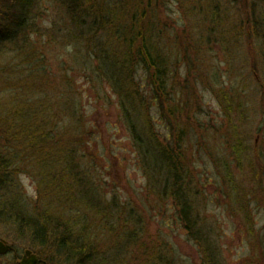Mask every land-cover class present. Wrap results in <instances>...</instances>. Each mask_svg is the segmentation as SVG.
I'll return each instance as SVG.
<instances>
[{
	"label": "rangeland",
	"instance_id": "374dc122",
	"mask_svg": "<svg viewBox=\"0 0 264 264\" xmlns=\"http://www.w3.org/2000/svg\"><path fill=\"white\" fill-rule=\"evenodd\" d=\"M140 1L159 26V43L172 57L171 84L177 83V101L185 103L181 112L172 109L162 119L158 104L145 95L147 73L139 68L133 85L145 97L140 120H151L163 143L170 134L179 145L177 153L201 192V243L198 228L187 230L172 200L158 198L149 185L114 83L90 81V65L98 63L72 1L37 0L36 28L15 42L5 35L0 99L13 92L26 93L29 100L45 94L56 105L74 95L86 130L77 154L91 159L92 175L89 171L84 185L99 188L117 214L107 212L102 221L89 210L82 213L87 221L79 218L72 225L74 234L82 231L97 245L95 264H264V0ZM1 2L9 6L11 1L0 0V10ZM122 4L105 0L111 11ZM83 7L89 12L85 2ZM107 44V51L115 46ZM26 75H31L28 84ZM223 95L235 100L233 113ZM174 103L169 97L164 105ZM169 116L172 127L165 125ZM12 179L8 197L29 216L65 212V204L45 197L35 173L22 170ZM4 218L0 240L13 251L0 255V264H20L27 250L41 264H69L60 260L56 245L20 238Z\"/></svg>",
	"mask_w": 264,
	"mask_h": 264
},
{
	"label": "trees",
	"instance_id": "16d2710c",
	"mask_svg": "<svg viewBox=\"0 0 264 264\" xmlns=\"http://www.w3.org/2000/svg\"><path fill=\"white\" fill-rule=\"evenodd\" d=\"M5 1L12 3L7 6L1 2L0 44L4 43L5 35L10 39L9 42H15L18 35L26 36L37 26L34 20L37 0ZM70 1L73 2V14L79 17L77 21L79 26H82L83 34L90 37L86 43L96 55L98 64L96 66L91 62L90 81L101 82L102 79L108 78L114 83L115 90L121 97V107L126 114L128 128L140 154L139 159L149 185L150 182L153 183L158 198L172 200L181 219L186 223L187 230L198 228L197 238L200 242L197 195L201 192L195 191L192 173L187 170L180 154L177 153L179 145L172 142L171 135L164 137L165 144L154 133L155 127L151 120H140L139 113L145 109V97L133 85L135 71L143 68L147 73L145 95L158 104L162 119L172 109L181 112L185 106V103L177 101V83L171 84L169 75L172 57L159 43L158 24L148 18L145 11L147 6L140 0H134L136 3H130V0H115L124 4L121 8L116 5L112 11L109 5H105V0ZM84 2L89 5V12L85 11ZM130 4L134 5L133 9H130ZM9 8H14L13 14L8 12ZM102 33L104 37H100ZM111 42L115 46L107 51V43ZM30 77L31 75H26L27 80L23 83L28 84ZM142 88L145 90V86ZM169 97L170 100L172 97L175 99L174 107L168 108L164 105ZM222 98H225L229 106L228 112L233 113L235 100H230L228 95H223ZM64 114L68 115L67 121L63 118ZM165 125L173 126L171 116L165 121ZM84 134L86 130L82 113L79 112V105L73 94L65 99L59 98L56 105H53L51 96L45 94L34 100H29L26 93L20 92L1 96V217H5L4 220L15 227V232L20 238H28L43 247L56 245L60 260L67 259L69 264L96 262L93 255L96 253L94 246L97 245L90 242L91 236L84 237L82 231L75 234L72 231V225L77 224L79 218L83 222L87 221L88 216L82 213L91 210L93 214L100 216L102 221L107 212L112 217H117L107 199L100 195L99 188L91 190L92 183L89 186L84 185V182L88 181L89 171L92 175L89 156L77 154L79 145L84 146ZM22 170L35 173L45 197L65 204V212L61 211L59 215L51 213L31 217L16 205L18 201L12 202L8 197L14 189L12 178ZM90 191L93 197L90 196ZM70 213L77 215L69 217L67 214ZM92 236H95L94 232Z\"/></svg>",
	"mask_w": 264,
	"mask_h": 264
},
{
	"label": "water",
	"instance_id": "95a60500",
	"mask_svg": "<svg viewBox=\"0 0 264 264\" xmlns=\"http://www.w3.org/2000/svg\"><path fill=\"white\" fill-rule=\"evenodd\" d=\"M13 251V247L7 242L0 240V255H6ZM20 264H41V260L32 251H25Z\"/></svg>",
	"mask_w": 264,
	"mask_h": 264
}]
</instances>
